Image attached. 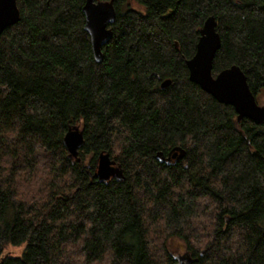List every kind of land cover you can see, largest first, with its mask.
Returning a JSON list of instances; mask_svg holds the SVG:
<instances>
[{"label": "trees", "instance_id": "obj_1", "mask_svg": "<svg viewBox=\"0 0 264 264\" xmlns=\"http://www.w3.org/2000/svg\"><path fill=\"white\" fill-rule=\"evenodd\" d=\"M101 1L116 20L100 62L86 0H17L0 37V264H179L173 237L184 264H264V122L187 65L214 15V76L236 64L264 90V0ZM77 125L80 161L63 144ZM102 152L121 178L98 182Z\"/></svg>", "mask_w": 264, "mask_h": 264}, {"label": "water", "instance_id": "obj_2", "mask_svg": "<svg viewBox=\"0 0 264 264\" xmlns=\"http://www.w3.org/2000/svg\"><path fill=\"white\" fill-rule=\"evenodd\" d=\"M83 11L86 18L85 30L90 35L93 55L96 61L100 62L104 57L103 47L113 36L110 25L116 20V10L110 2L86 0ZM19 19L20 10L17 0H0V37ZM217 24L216 17L210 15L200 30L196 52L187 60L190 80L219 102L232 105L239 120L249 118L261 124L264 122V105L259 104L242 68L234 64L223 69L216 76L213 74V61L222 44ZM170 83V79L164 80L161 88H166ZM84 143L83 130L79 125L70 127L63 139L69 157L77 161H80L79 150ZM185 154L186 151L183 148L176 146L170 153L167 163L169 164L173 159L178 161ZM157 157H160V154ZM121 176V170L116 161L109 153L102 152L96 171L98 182H107L113 177L121 178Z\"/></svg>", "mask_w": 264, "mask_h": 264}, {"label": "rangeland", "instance_id": "obj_3", "mask_svg": "<svg viewBox=\"0 0 264 264\" xmlns=\"http://www.w3.org/2000/svg\"><path fill=\"white\" fill-rule=\"evenodd\" d=\"M131 7L141 9V6L136 4L135 1L130 0ZM259 104L264 105V90L257 94ZM26 249V244L22 246H9L4 255L21 256ZM169 249L176 256L179 264H184L191 259L190 252L187 249L186 243L177 237H173L169 241Z\"/></svg>", "mask_w": 264, "mask_h": 264}, {"label": "flooded vegetation", "instance_id": "obj_4", "mask_svg": "<svg viewBox=\"0 0 264 264\" xmlns=\"http://www.w3.org/2000/svg\"><path fill=\"white\" fill-rule=\"evenodd\" d=\"M257 96V95H256Z\"/></svg>", "mask_w": 264, "mask_h": 264}]
</instances>
